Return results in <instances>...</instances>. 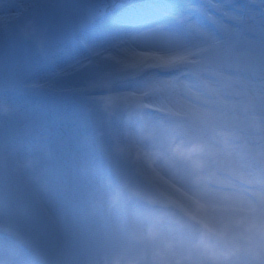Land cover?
I'll return each mask as SVG.
<instances>
[{
	"label": "rangeland",
	"instance_id": "374dc122",
	"mask_svg": "<svg viewBox=\"0 0 264 264\" xmlns=\"http://www.w3.org/2000/svg\"><path fill=\"white\" fill-rule=\"evenodd\" d=\"M171 2L174 0L139 2L136 6L143 9L144 16H150L153 10L154 17L143 24L130 25L127 20L116 23L105 14L81 26L84 8H96V0H0V90L13 88L0 97V225L16 233L42 264L53 259L62 264H80L98 257L97 253L116 251L129 243L130 225L141 228L148 220L139 208L130 212L126 222L120 217L118 187L104 172V164H108L125 182L128 192L142 180L136 174L138 160L129 159L132 162L128 164L111 136L112 131L123 134L127 124L139 119L138 104L125 106L108 100L126 92L128 80L118 79L120 65L107 57L104 47L84 54L79 43L87 44L85 38H90L89 46L139 26L146 30L163 21L158 18L161 13L166 17L186 15H172ZM234 3L246 5L247 0ZM161 5L164 10L157 9ZM201 8L207 10L208 5L193 7L191 14L194 16ZM125 23L126 28L122 27ZM35 38L48 45L30 59L7 49L16 40ZM150 121L159 124V138H145L146 148L151 147L153 152L146 150L140 157L153 164L155 158L159 159V166L146 167L152 179H170L162 169L179 153L192 159L215 149L224 139L222 132L209 140L195 131L181 133L160 116ZM91 128L97 134L96 140L89 133ZM165 136L178 145H158L155 155L154 145L165 142ZM71 176L75 178L69 179ZM222 179L239 183L234 175ZM172 187L178 194L183 193L179 185ZM240 190L252 193L247 184H241ZM62 209L71 215L56 212ZM70 218L75 225L86 227L81 230L90 237L91 248L78 247L71 224L66 223ZM0 264L32 262L0 241Z\"/></svg>",
	"mask_w": 264,
	"mask_h": 264
},
{
	"label": "snow or ice",
	"instance_id": "6c2138e0",
	"mask_svg": "<svg viewBox=\"0 0 264 264\" xmlns=\"http://www.w3.org/2000/svg\"><path fill=\"white\" fill-rule=\"evenodd\" d=\"M206 3L208 9L199 10L207 25L191 16H174L119 40L116 51L130 59L107 57L120 65L118 79L128 80L125 98L151 109V117L160 116L181 133L195 131L205 140L222 132L218 154L227 162L239 149L235 156L246 170L244 183L256 198V203L248 202L249 210L259 207L264 214V0ZM100 14L99 6L85 10L81 26L94 23ZM208 193L215 203L196 201L187 211L192 220L203 223L211 208L230 221L240 210L232 192Z\"/></svg>",
	"mask_w": 264,
	"mask_h": 264
},
{
	"label": "clouds",
	"instance_id": "9594fccd",
	"mask_svg": "<svg viewBox=\"0 0 264 264\" xmlns=\"http://www.w3.org/2000/svg\"><path fill=\"white\" fill-rule=\"evenodd\" d=\"M233 152L227 162L216 148L193 159L176 156L162 169L168 180L152 179L149 171L129 191V199L141 206L147 222L141 228L130 225L129 243L118 250L80 264H264V214L259 207L249 210L248 202L256 203V198L240 190L246 170L235 156L239 149ZM225 175H234L239 183L222 179ZM206 178L221 182L209 183ZM223 181L230 182L227 190ZM173 184L183 193L178 194ZM209 189L235 195L240 210L230 221L211 208L203 223L187 214L196 201L215 203ZM49 264L62 262L53 259Z\"/></svg>",
	"mask_w": 264,
	"mask_h": 264
},
{
	"label": "bare ground",
	"instance_id": "6f19581e",
	"mask_svg": "<svg viewBox=\"0 0 264 264\" xmlns=\"http://www.w3.org/2000/svg\"><path fill=\"white\" fill-rule=\"evenodd\" d=\"M198 1L206 3V0H198ZM195 5L198 6L199 3H197ZM85 10H87V8H84L83 13L85 12ZM83 13H82V15H83ZM135 16H136L135 13L128 14V18H134ZM141 28H143V26H139L138 29L137 28L136 29H130L128 32H131V31H144L145 30L144 28L143 29H141ZM0 30H2V24L1 23H0ZM128 32H125L124 36ZM122 38L123 37H121V36H120V38H114V36H113L112 38H107L106 40H104V37H103L102 39H100L99 43L90 44L89 46H91V48H88L89 47L88 46L86 51H88L90 49L91 50L93 49L94 53H96L97 50H99L98 48L104 47L103 50L107 51L106 55H108V56L112 55V56H116L119 59H126V58L130 59L131 58L130 54L125 56L124 53L118 52V51H116V49H114L115 43L118 42L119 40H121ZM86 51L84 52V54H88V52H86ZM76 53L79 54L80 52H76ZM80 55H81V53H80ZM125 95H126V92H124L120 96H116V97L113 95L114 98H108V100L109 101L111 100L112 102H116L118 104L121 103L120 105H125V103H130L131 102L130 100L125 98ZM125 106H128V105L126 104ZM151 119H152V117H149V116L146 119H143L142 123H140L138 125L139 127H136L134 129L132 135H128V134L126 135L125 129H124V133L123 134H120V133L118 134L117 132L114 133L113 131H112L113 133L111 132L112 140L114 141L115 147L118 150H119V148H121V151L119 153L124 159L128 160V164H130L132 162V160H129V159H137L138 160V161L136 160L137 163H138L137 166L139 168V171H138L139 173H136L137 176H138V179L143 178L147 174V172H149V170H148L149 169V165L150 166H153L154 164L157 165V166L160 165L159 164V159H157V158H155V161H154V164H153V162H151L148 158L140 157L142 154L146 153V150H148V152H153V149H151V147L146 148V144L145 143H147V142L145 141L146 140L145 138H154V137H157V139L159 138L158 137L159 136V132H160L159 131V127H158L159 124L157 125V123H155V121L151 122L150 121ZM148 121H150V123ZM146 127H147L148 130H146ZM117 129L118 128H115L114 130H117ZM157 143L158 144L154 145V151H155L154 153H155V155H156L157 150H158V148L156 149V147L158 145L163 146V144H166V145H170L171 148H172L173 144L174 145H178L176 142H173L172 139L167 137V136H165V142L164 141H157ZM179 156L183 157V158L184 157L186 158V156L183 153L182 154L179 153ZM140 164L143 165V167H142L143 169L141 167H139ZM146 167H148V169ZM73 178H75V177L71 176L69 179L73 180ZM53 206H51V207L53 208ZM56 212H58L59 214H63L62 212H64L68 216L71 215V212L68 211V210H65V209H62L61 211L56 210ZM51 214L53 215V213H51ZM54 216L55 215H53V217ZM69 220H70V222H69ZM66 223L68 225L71 224L72 231L74 233V237H75L76 240H78V247L81 248V250H85V249H87L89 247L90 248L92 247V243L89 242V241H91L90 237H87L81 230L82 227L86 228L85 226L75 225V223L73 222V220H71V218L68 219L66 221ZM59 228L62 229V230H65V229L62 228V225H61V227L59 225ZM97 255H100V254L97 253Z\"/></svg>",
	"mask_w": 264,
	"mask_h": 264
},
{
	"label": "water",
	"instance_id": "95a60500",
	"mask_svg": "<svg viewBox=\"0 0 264 264\" xmlns=\"http://www.w3.org/2000/svg\"><path fill=\"white\" fill-rule=\"evenodd\" d=\"M44 46L45 44L36 41V42H22L14 46V48L18 51L26 52L30 56L42 50Z\"/></svg>",
	"mask_w": 264,
	"mask_h": 264
}]
</instances>
